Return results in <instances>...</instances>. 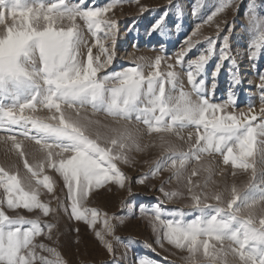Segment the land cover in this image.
<instances>
[{
	"label": "snow or ice",
	"instance_id": "1",
	"mask_svg": "<svg viewBox=\"0 0 264 264\" xmlns=\"http://www.w3.org/2000/svg\"><path fill=\"white\" fill-rule=\"evenodd\" d=\"M233 2L220 0L204 23L212 22ZM249 5V22L253 28L249 55L255 60L264 54V21L256 17L255 0H250ZM114 6V3H109L106 7H90L88 0H79L71 5L67 0H0V25H3V31H0V126L9 130L13 126L22 129L20 135L34 140L43 153L36 163L30 164L16 136L8 138L19 150L27 169V173L21 176L18 171L0 167V188L4 189L8 207L40 209L45 216L55 211L42 202L38 194L40 185L49 193L53 191V178L46 174L41 178L47 166L62 176L70 202L68 208L75 220L84 221L93 228L101 219L100 210L87 207L86 200L93 189L109 182L125 186L127 177L117 167L116 161L127 163L126 149L135 147L139 150L140 145L126 126L102 125L82 111L87 107L93 114L106 113L118 124L121 120L135 118L147 126L149 133L179 136V130L194 126L195 143L188 151L178 148L164 135L160 136V147L165 154L154 163L152 174L171 161L173 175L179 179L190 160L201 161L205 153H220L225 164L231 162L233 168L252 170V178L246 188L258 191V200L233 186L226 208L220 206L225 202L220 193H213V198L220 204H206L194 191L200 186L199 181L192 180L200 170L210 172V166L201 162L199 169L193 168L188 176L192 211L199 212V215L186 220L184 210L180 209L175 210V216L179 218L165 220L162 219L163 210L157 206L150 217L153 231L158 234L162 231V238L169 244L186 249L188 255L184 259L187 264H200L198 256H202L204 264H231L229 256L234 258L235 264H264V209H261L257 223L255 208L258 202H264V179L259 184L255 183L257 158L264 164V119L255 123L257 114L253 113L251 106L247 112L228 111L229 108L235 109L237 103L235 92L231 90L223 104L211 103L205 80H198L203 77L205 66L214 54L219 59L212 74L213 91L224 61L231 59L235 65L230 36L222 37L218 53L219 32L216 38L206 37L207 48L195 59L187 61V80L196 99L185 92L182 85H179V94H175L180 74L173 64L167 65V72L160 70L161 62L165 60L163 56H156L154 61L141 57L134 66L99 76L101 69L113 63L114 53L104 41L111 38L114 42L117 21L107 19L105 15ZM141 11L147 9L142 8ZM168 14L165 11L155 21L153 30L162 28ZM77 18L95 37L94 45L87 46ZM199 28L197 25L192 36L198 35ZM228 31L231 33L232 29ZM197 42L191 36L184 42L187 47L175 53L177 65L183 64ZM82 47H87L86 54L81 51ZM93 47L99 49L95 55ZM145 68L149 69L147 75ZM260 81V112L264 114V74ZM62 106L73 109L74 113L65 111ZM38 107L49 110L51 115L40 118L25 114L26 110L34 113ZM100 128L106 131L102 132ZM180 138L183 139L182 136ZM191 138L192 133H189ZM139 182L144 181L141 179ZM206 186L207 180L203 187ZM160 190L164 192L163 187ZM164 195L171 198L182 194L164 192ZM110 221L111 218L104 213V231L95 233L109 252L112 244L105 235L114 231ZM41 231L38 219L8 216L0 209V264H36L37 260L40 264H65L54 249L33 242ZM37 248L51 252L57 258L53 260L38 255ZM138 264H151V261L141 257Z\"/></svg>",
	"mask_w": 264,
	"mask_h": 264
},
{
	"label": "rangeland",
	"instance_id": "2",
	"mask_svg": "<svg viewBox=\"0 0 264 264\" xmlns=\"http://www.w3.org/2000/svg\"><path fill=\"white\" fill-rule=\"evenodd\" d=\"M31 2V0H29ZM52 2V0H47ZM71 4H76L79 0H67ZM257 4L256 17L264 21V0H255ZM109 3L115 6L106 13V18L116 20L114 29V42L109 38L104 43L110 51L114 53L113 63L107 68L101 69L98 73L103 76L115 71H121L127 67L134 66L143 57L145 60L154 61L156 56H163L165 60L161 62L160 70L167 72L168 64L175 65V70L180 74L176 95L179 94L180 87L196 99L192 91V85L187 80V61L195 59L206 48L205 38L217 39L216 52L222 44L224 35L230 36V50L235 65L231 59L224 61V65L216 78V89L213 91V71L218 62V55L214 54L207 62L203 72L205 86L208 89L207 97L211 103L223 104L227 99L229 91H234L236 96L235 109L228 111L247 112L249 106L253 113L257 114L255 123L264 119L261 114L262 107L260 76L264 74V54L253 60L249 55V44L252 38L253 28L249 22L248 10L250 0H234L232 6L219 13L212 22L204 23L207 16L215 10L220 0H88V6L106 7ZM237 7L239 11H237ZM147 9L142 12L141 9ZM167 11L169 14L163 22L162 28L153 30L152 26L160 16ZM9 22L11 18L9 17ZM68 22L65 21V24ZM83 31V36L87 46L95 43V37L88 32L84 22L77 18ZM197 25H200L198 35L192 36ZM229 29L232 32L229 33ZM3 31V25H0ZM101 37L103 33L100 34ZM198 41L186 55L182 65H177L175 53L182 48H186L184 43L189 37ZM82 52L86 54L87 47H82ZM99 49L93 47V54H97ZM104 57L102 56V59ZM149 69L145 68L147 75ZM235 77V79H233ZM239 80V83H236ZM65 111H72L66 106H62ZM54 111V110H53ZM82 111L90 117L99 120L102 125L112 127L126 126L129 132L136 138L140 145L139 150L135 147L126 149L128 162L116 161L117 167L127 177L124 187H120L115 182H109L103 187L93 189L86 200L87 207H94L100 210L101 219L97 221L93 228H89L84 221L75 220L70 214L67 199V189L64 186L62 176L53 168L45 166L43 175L53 178V191L49 193L47 189L39 186V199L49 205L50 211L45 216L40 209H26L24 207L9 208L4 189L0 188V209H3L8 216H23L28 219H38L40 221L41 233L34 237V243H43L48 248L54 249L65 264H138L139 258L145 257L151 264H187L184 257L188 255L186 249H178L162 238V231L158 234L153 231L150 217L153 209L159 206L163 210L162 219L179 218L175 216V210L183 209L184 219L191 220L199 215V212L192 211V200L188 191V176L193 168H198L200 163L210 166V172L200 170L197 176L192 177L193 181H199L195 193L200 195L202 200L208 205H218L220 202L213 198V193H220L224 198V203L220 204L226 208V201L230 198V190L236 186L238 190L249 197H256L259 193L256 190H247L246 186L252 178V170L233 168L231 162L225 164L220 153H205L201 161L192 159L186 165V170L178 179L173 175V169L168 165L161 168L156 174H152L154 163L161 158L164 150L160 147V136L164 135L171 140L178 148L188 151L191 144L195 143L196 129L188 127L180 131V135L167 133H149L147 126L142 122H137L135 118L131 121L121 120L119 124L104 112L93 114L92 109L87 107ZM25 114H31L40 118H47L51 115L49 110L37 108L32 113L29 110ZM51 122V121H50ZM23 130L15 126L11 130L6 126H0V167L9 171H18L23 176L27 173L24 168L23 158L19 156V150L13 147L9 137L15 135L17 142L21 143L22 149L30 164L36 163L43 155L39 151V145L34 140L26 138L20 133ZM100 131H106L100 128ZM189 133H192L191 140ZM34 134V133H33ZM183 137L181 139L180 137ZM102 145L104 141H101ZM58 151V149H56ZM67 155V154H65ZM58 159V157H54ZM251 162V158H249ZM257 175L255 183L259 184L264 179V164L257 158ZM143 179V183L139 180ZM207 180V186L203 187ZM35 184V182H34ZM164 192H179L182 195L176 197H166ZM205 197H207L205 199ZM239 203V201H238ZM65 208H68L66 211ZM257 212V223L261 209H264V202L255 205ZM209 214L212 210L208 209ZM106 213L111 218L114 231L111 235H105V239L112 244V251L109 252L105 244L96 236V231H104L102 216ZM48 225L53 227L49 228ZM23 227H29L24 225ZM78 230V231H77ZM38 255L46 256L49 259L57 257L48 251L40 248L36 249ZM231 264H235L232 256L228 257ZM200 264H204L202 256H198ZM36 264H40L37 260Z\"/></svg>",
	"mask_w": 264,
	"mask_h": 264
}]
</instances>
